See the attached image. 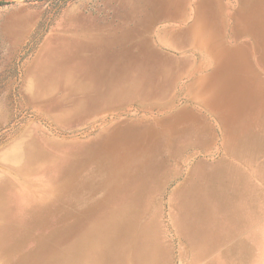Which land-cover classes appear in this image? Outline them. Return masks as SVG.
<instances>
[{
    "label": "rangeland",
    "instance_id": "374dc122",
    "mask_svg": "<svg viewBox=\"0 0 264 264\" xmlns=\"http://www.w3.org/2000/svg\"><path fill=\"white\" fill-rule=\"evenodd\" d=\"M211 1L0 0V264H213L192 260L173 224L200 254L233 238L229 255L244 258L250 246L238 238L251 234L252 216L253 255L241 264H264L261 182L252 212L248 193L234 200L242 179L199 168L196 181L176 192L181 209L167 206L173 174L197 155L183 143L186 114L170 110L183 103V82L173 83L171 107L165 65L151 63L148 36L184 26L167 19L190 4L215 8ZM219 3L264 23V0ZM72 17L102 33L124 32L106 49L105 41L90 49L88 66L83 55L61 62L41 52L72 31ZM71 73L90 85L73 88ZM213 147L207 164L216 159Z\"/></svg>",
    "mask_w": 264,
    "mask_h": 264
},
{
    "label": "crops",
    "instance_id": "0c3cea01",
    "mask_svg": "<svg viewBox=\"0 0 264 264\" xmlns=\"http://www.w3.org/2000/svg\"><path fill=\"white\" fill-rule=\"evenodd\" d=\"M219 1L223 0L210 2L212 6L216 5L215 8L206 7V3L203 8L190 4L188 11L183 9L178 17L167 19H177L184 22V26L176 28L166 25L157 29L154 36H148L150 39L146 48L152 54L151 63L165 65L169 88L167 104L170 103L171 107L176 102L173 83L183 82L179 93L183 103L170 110L171 113L186 114L187 123L182 127L183 133L188 136L183 143L192 147L197 155L192 159L194 164L191 167L183 173L173 174V183L176 185L170 193L167 206L181 209L176 192L194 183L201 168L207 173L217 170L221 175L242 179L244 186L241 189L238 185L234 187V200H237L240 192L243 195L248 193L253 212L254 193L262 192L255 185L259 182L264 184V23L259 19L254 20L251 15L240 14L245 11L222 8ZM72 23V31L58 33L46 41L41 52L61 59V62H73L83 55L88 66L94 59L90 49L104 41L106 49L118 39V33L124 32L105 29V33H102L96 25H87L78 17H72L68 24ZM88 77L93 79L92 76ZM65 78L69 85L75 89L79 87V90L91 83H83L72 73ZM193 129H197V139L193 140L196 143L190 138ZM214 145L216 147L213 149L218 151L216 159L212 160L214 163L207 164L206 155L210 154L211 146ZM165 176L167 184L170 176L168 173ZM232 182L230 179L229 183ZM219 193V197L225 199L229 206L230 202L233 203L226 194L221 193V189ZM222 203L219 201V204ZM173 227L177 240L189 252L192 260L210 258L208 263L229 264L228 259H233V264H241L253 255V216L251 234L241 233L238 238L250 246L244 258H233L234 253L229 255L235 243L233 238H221L213 248L200 254L192 239L181 231L179 224L174 223Z\"/></svg>",
    "mask_w": 264,
    "mask_h": 264
},
{
    "label": "trees",
    "instance_id": "16d2710c",
    "mask_svg": "<svg viewBox=\"0 0 264 264\" xmlns=\"http://www.w3.org/2000/svg\"><path fill=\"white\" fill-rule=\"evenodd\" d=\"M3 5V3L0 2V6Z\"/></svg>",
    "mask_w": 264,
    "mask_h": 264
},
{
    "label": "bare ground",
    "instance_id": "6f19581e",
    "mask_svg": "<svg viewBox=\"0 0 264 264\" xmlns=\"http://www.w3.org/2000/svg\"><path fill=\"white\" fill-rule=\"evenodd\" d=\"M104 49V48H103Z\"/></svg>",
    "mask_w": 264,
    "mask_h": 264
}]
</instances>
